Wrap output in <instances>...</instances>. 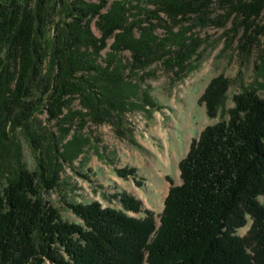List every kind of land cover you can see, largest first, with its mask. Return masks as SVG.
I'll return each mask as SVG.
<instances>
[{"label":"trees","instance_id":"1","mask_svg":"<svg viewBox=\"0 0 264 264\" xmlns=\"http://www.w3.org/2000/svg\"><path fill=\"white\" fill-rule=\"evenodd\" d=\"M214 1L229 8L223 19L234 14L248 29L261 18L264 30V0H149L150 10L128 0H0V151L12 132L25 133L39 150L34 133L49 132L42 114L59 132L39 152L53 157L52 169L37 153L35 171L18 160L0 187V264H264L258 200L264 197V98L254 88L235 94L227 119L191 141L179 162L181 184L169 188L158 224L128 193L114 196L120 209L97 201L66 204L77 224L42 197L57 185L61 164L54 162L71 165L82 154L88 140L74 132L86 121L113 125L127 112L153 107L126 74L161 60L182 72L198 40L186 36L190 27L175 33L171 24L189 17L202 25ZM258 71L264 86V65ZM229 85L219 75L204 89L200 102L209 118L219 114ZM75 119L78 129L66 141ZM135 171L115 173L126 179Z\"/></svg>","mask_w":264,"mask_h":264},{"label":"rangeland","instance_id":"2","mask_svg":"<svg viewBox=\"0 0 264 264\" xmlns=\"http://www.w3.org/2000/svg\"><path fill=\"white\" fill-rule=\"evenodd\" d=\"M148 1L128 0L140 9L150 10L152 6ZM228 10L227 4L218 5L214 1L202 25H193L189 17L181 23L171 24L175 33L183 27H190L186 36L198 40V46L185 60L182 72L179 67H167L165 60H161L144 69H136L131 76L126 74L132 80H138L139 95L142 92L148 94L153 107L145 106L144 110L127 112L113 125L94 126L86 121L82 130L74 132L88 140L82 154L71 165L61 163L60 159L55 161L57 166L61 164L56 167L59 172L57 185L52 191L42 193L43 199L59 212L63 220L80 223L66 204L97 201L102 207L120 209L114 196L128 193L141 202L142 211L153 213L158 224L169 188L181 184L179 162L186 156L191 141L196 140L206 126L227 119L235 94L254 88L256 94L264 98V86L258 71L264 65V30H260L262 19L245 29V25L238 23L240 19L235 22L234 14L223 19ZM135 11L130 13L135 14ZM136 14H140L137 18L144 16ZM92 30L98 35L94 26ZM134 32H137L136 29ZM155 33L165 37L161 27H157ZM121 57L128 60L129 54L122 52ZM219 75L228 78L230 85L219 114L211 119L200 97L211 79ZM143 97L144 94L141 100ZM79 108L74 101L72 110ZM39 118L43 122L42 127L49 129V132L38 130L34 133L39 150L32 147L23 132H12V136L4 141L5 147L0 151V187L6 185L9 171L16 168L18 160L30 172L35 171L39 162L36 154L47 152L50 134H59L56 126L46 124V114ZM77 126L78 120L75 119L66 141L70 140ZM39 154L46 168L52 169L50 162L53 157ZM125 167L136 169V176L126 179L117 176L115 170ZM258 200L264 206V197ZM128 215L136 218L144 216L143 213ZM250 223L248 221L244 228L239 229L237 235L244 236Z\"/></svg>","mask_w":264,"mask_h":264}]
</instances>
